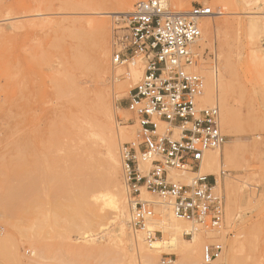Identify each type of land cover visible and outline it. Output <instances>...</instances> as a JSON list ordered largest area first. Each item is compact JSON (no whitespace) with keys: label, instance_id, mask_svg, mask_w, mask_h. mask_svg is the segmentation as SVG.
<instances>
[{"label":"rangeland","instance_id":"rangeland-1","mask_svg":"<svg viewBox=\"0 0 264 264\" xmlns=\"http://www.w3.org/2000/svg\"><path fill=\"white\" fill-rule=\"evenodd\" d=\"M117 1L120 0H0V264H145L129 238L122 236L114 215L106 207L99 208L96 214L85 211L93 223L88 229L65 231L69 218L60 213L62 218L56 216V221L42 228L37 226L40 213L28 209L29 193L26 192L24 203H11L4 198L6 193L17 191L22 181L29 188L30 179L39 175L44 182L49 180L54 162L57 177L69 157L72 158L67 161L75 169L77 160L89 155L88 160L101 179L108 156L106 139L113 128L120 134L115 149L120 166L118 184L104 188L100 184L87 201L105 190L117 193L123 187L126 230L134 237L120 147L132 141L138 127L125 107L128 92L137 81L126 78L130 60L115 64L112 59V32L123 14L113 12L127 10L121 9ZM167 1L168 9H175L173 0ZM182 3L185 10L203 3L214 11L208 18L214 28L204 39L197 40L193 49L196 68L203 79L202 66L220 75L223 99L229 109L227 123L220 124L226 135L221 149L227 146L232 154L223 155L214 173L219 177V191L224 199L223 226L218 240L201 243L200 255L207 242L223 241L221 255L226 258L230 242L237 240L246 244L237 252L245 259L244 264H264V56L258 53L264 45V31L252 37L249 30L252 20L264 25V0ZM100 21L104 24L106 63L110 69L105 74L96 67L97 38L95 42L90 37L97 34L93 27ZM86 35L92 50L81 45ZM118 82L125 85L118 87ZM197 103L206 105L198 98ZM104 108L113 115L111 125ZM40 188L36 199L52 217L57 196L47 184ZM140 198L148 199L153 217L158 219L159 208L163 207L161 199L143 190ZM151 228L157 231L155 241L162 231L156 226ZM148 229L146 225L134 232ZM184 238L190 239L191 235L184 234ZM144 243L149 242L145 239ZM164 259L170 261L164 263ZM155 260L158 264H183L171 250H158Z\"/></svg>","mask_w":264,"mask_h":264},{"label":"built area","instance_id":"built-area-1","mask_svg":"<svg viewBox=\"0 0 264 264\" xmlns=\"http://www.w3.org/2000/svg\"><path fill=\"white\" fill-rule=\"evenodd\" d=\"M135 8L121 17V27L113 33V60L140 57L144 64L143 77L127 97L138 139L125 143L123 153L134 224L141 225L151 212L135 198L143 187L167 199L179 218L218 230L223 226L224 199L215 188V178L193 175L183 182L165 171L196 169L203 149L218 147L226 139L217 106L197 104L203 79L192 70L195 55L190 45L199 37L197 19L212 10L196 3L180 15L162 9L160 0L138 2ZM148 159L151 168L142 173L139 163ZM223 248V241L205 245L201 264H215Z\"/></svg>","mask_w":264,"mask_h":264},{"label":"bare ground","instance_id":"bare-ground-1","mask_svg":"<svg viewBox=\"0 0 264 264\" xmlns=\"http://www.w3.org/2000/svg\"><path fill=\"white\" fill-rule=\"evenodd\" d=\"M134 1H136V0H120V1H117V3L120 5L121 9H127L128 10V9H130V6L132 5V3ZM138 2L139 3H147V0H137V2H135V4L133 5V8L130 11L126 10L127 12L126 11L124 12V10H123V12H113V13L114 14L115 13H123L122 15H120V19H121V17L123 15H127V14L133 12L136 9L135 7H136V4H138ZM167 4H168L167 0H160V6L162 9L170 11V12L175 13V14L185 15L191 10V9L185 10L182 8V5H183L182 0H173V4L176 7H175V9H172V10L168 9ZM205 5H207V4H205ZM207 6L211 8V6H209V5H207ZM211 10H212V8H211ZM213 14H214V11L212 10V12L210 14L202 15V16L198 17V19H197V26L199 29V37L196 39V41L194 43H192L190 45V51L195 55V58H196V53H195V50L193 49L194 44L197 42V40L199 41L201 39H204L206 37V35L215 26L214 22H212L208 19L209 17H212L211 15H213ZM120 19L115 22L114 29L112 32V39H111L112 59L114 57L113 56V33H114L115 28H117V26L121 27ZM93 29L97 33V34H95V37L90 35L92 33H90L89 35L93 40L97 38L96 39L97 42L94 40L97 44L96 50H94L96 53V59H95L96 67H97L99 72L105 74V73H108L110 69H109L108 64L106 63L107 49L105 47L104 24L101 21L96 22V23H94ZM249 30H250V36L254 37L256 32L264 31V25L259 20H252V21H250V24H249ZM89 35L88 36L86 35L87 36L86 38L84 36V39H83L81 45L84 43V46L88 45L91 47V50H92V46L90 44L91 42H89V40H88V39H90ZM93 40H91V41H93ZM87 42H89V44ZM78 52L80 55H82L81 51H78ZM258 53L261 56H264V45L261 46V48L258 50ZM92 54L94 55V53H92ZM84 57L86 59L87 56L84 55ZM136 59H138V61H140L141 64L138 63L136 61ZM129 60H130V62H129L128 68L126 70V78L129 80H132V81H138L139 80L138 78L141 79L144 75V65H143V61L140 58L129 57V58H123L121 62H115L114 60H113V62L115 64H119V63H126ZM196 64L197 63L195 61V64L192 66V70L195 71L198 75H200L202 77V75L200 74V72L196 68L197 67ZM202 67H204V70H202V71H204V79L202 77L203 88H202V92H201L200 96L198 97V100L200 102H202L203 104H206V105L217 106L218 111H219V116H220V124L221 123L225 124V123H227L228 118H229V109L227 107L226 102L223 99V95H222V91H221L222 86H221V81H220V75L217 74L216 71H215V73L210 72V70H208V68H207V70H205V66H202ZM119 72L120 71H118V73ZM141 75H142V77H140ZM124 85H125L124 82H118V84H117L118 87H123ZM134 85H133V87H134ZM133 87H131V89ZM128 94H129V92H128ZM198 106L201 107V106H205V105H198ZM125 107L127 109V100H126ZM104 113H105V116L107 118L109 125H111L112 119H113L112 113L109 112L105 108H104ZM160 125H163V123H160ZM90 127H92V126H90ZM110 131L111 132L109 133V135L106 139V141H107V153H108L107 160L105 162L106 167L102 173L101 179L99 178V174L97 176L98 171L95 169L93 163L90 160H88L89 155L86 156V158L83 160H80V159L77 160L78 165L75 167V169L72 168V166H73L72 164L68 163V162H70V161H67V160H69V158H70L69 157L66 160V162L64 163V165H65L64 168L62 167V170L61 169L59 170L57 177H55L56 170L54 167V165H55V162H54L52 164L53 165L52 167L49 165L51 167L50 173H49V175L51 177L49 178V180L44 182L45 180H43L41 178V176L39 175L38 178L30 179V180H32L31 181L32 183H31V185L29 184V186H30L29 188H27L28 186L26 187L24 181H22L20 183V185L18 187L19 189L17 191L6 193L4 195V198L9 200L11 203H14V202L15 203H20V202L24 203L26 201L25 200L26 192L29 193L28 195H30V197H28V198H30V204H29L30 206L29 205H27V206H29L30 208H28V209H31L32 212H37L38 214L40 213V215L38 216L39 219L38 220L36 219L37 220V223H36L37 226L42 228V226L46 225L48 222H50L52 220L56 221V218H57L56 216H58V218L59 217L62 218V216H60V214H64L69 218V219H67L68 223H66L67 222L65 220L66 218L63 220V221H66L65 222L66 223L65 231H74V230H79L80 228L88 229L89 227H91L93 225V223H92V219L90 217L86 216L87 214H85V211L88 210L89 212H91V213L93 212L94 214H96V212L99 208L102 209V208L106 207L109 210H111L112 214L114 215L113 218L116 219L118 229H119L120 233L122 234V236H127L129 238L131 245L135 246L136 249L140 252L141 257L144 258L145 264H158L155 260V253L158 250L174 251V253H176L178 255V258H180L182 260L183 264H199V263L201 264L200 258L203 259L204 246L208 245V244L215 243V242H213V243H208V242L218 240V234L219 235L221 234L219 232V230L221 228H219L218 230H215V229L207 230V229H204L203 227H201L196 222L179 218L174 213L173 207L167 199H164V198L158 196L155 193H152L151 191H149L143 187H141L139 189V191L136 193L135 198L139 202H143L144 205L147 206V208L151 212H150V214L145 216L143 223L141 225H135L134 220H133V217H134L133 202H132L133 197L130 193L129 188L126 186V180H125V178H126V176H125V174H126V161H125V157L123 154L125 146H126L125 143H123L120 147V158L122 161L124 184H125V187H126V190L128 193V197H129V206L128 207H130V211H131V217L129 219L130 220L129 224L134 228V230H133L134 237L132 238L131 234L126 230V225H125L126 223L125 222L128 218V215H127V211H126V200H125V195H124L125 192H124L123 187L119 188L117 193H113L110 190H105V192L95 196L94 200H92L90 202L87 201L88 195H90V193H93L94 192L93 190L97 189L96 187H101L100 184L101 185L103 184V186L101 188L107 187L109 184H112L114 186H117V184H118V174L120 172V168H119L120 166H119V161H118V157H117V154L115 152V149H116V141L120 139V134L118 132L115 133L113 128H111ZM130 134L132 136V131L129 132V135ZM94 135H98V134L94 133ZM137 139H138V136H137V132H136L132 141H136ZM225 141H226V139H225ZM224 142L221 143L218 147L203 149V151L201 153V157L199 159L198 167L196 169L192 168L191 169L192 171H190V170L185 171L184 170L182 172H178V175H180V176H178L177 174L173 173V172H176L175 169L167 167L165 169L166 174L169 177H171L173 180H179V181H183V182H189L193 176L192 174H194V175H206V176L214 177L215 178V188H216L217 192L220 195H222L221 192L219 191V177H216V175H214V173H217L218 167L220 166L221 159H222L223 155H231L232 154L231 149L227 148V146L224 147L223 149H221L223 147L222 145L224 144ZM87 146H89L88 148H90V146H91L90 143ZM68 155H69V153H68ZM72 160H73L74 164L76 165V163H75L76 161H74V159H72ZM72 160H71V162H72ZM149 162H150V160L148 159L144 162L139 163V165H140L139 169L141 170L142 173L147 172L151 168V165ZM102 164H104L103 161H102ZM33 166H35L34 163H33ZM47 168H49V167H47ZM34 169H37V168L34 167ZM34 173L36 175V172H34ZM223 174H224V172L221 171V175H223ZM33 177H35V176L33 175ZM30 178H32V176ZM29 183H30V181H29ZM45 184L50 186L51 189H53V192H54L53 194H55V196H57V201L55 202V210H53L54 214L52 215V217L43 211L44 205L42 204L43 206H40L41 203L38 201L39 199H36L37 195L39 194L38 192L41 189L40 187L43 186V188H44ZM27 185H28V183H27ZM142 190L146 191L147 193H149L153 196H157L159 199H161V201L159 203L161 205H163V207L159 208L160 209L159 210L160 217L158 219H155L153 217L154 216L153 206L151 203H149V201H147L148 199L143 200L140 198V193ZM40 193H41V191H40ZM27 201H29V199ZM27 203H29V202H27ZM42 203H43V201H42ZM25 208H27V207H25ZM58 213H60V214L58 215ZM61 218L59 219V221L62 220ZM63 218H64V216H63ZM146 225L149 229L146 231L144 230L145 234L143 233V231L134 232V231H136L135 229H140V230L145 229ZM152 226H156L162 231V236L160 238H156L155 241H154V239L156 237L157 231L152 229L151 228ZM222 232H223V229H222ZM143 234L145 236V239L149 242L148 243L149 245L148 244L146 245L144 243L145 239L143 238ZM184 234L185 235L190 234L191 238L190 239L184 238ZM148 235H150L151 238ZM152 240H153V242H152ZM204 240H207L208 242L206 244H204V246L202 245L203 249H201V255H200V246ZM249 243H251V242L248 241V245H249ZM245 246H246L245 243H241L237 240H232L230 242L229 249L227 251V257L225 258V256L221 255L224 253L222 251L223 253L222 252L220 253L219 257L215 261V264H244L245 259L243 257H241L240 254L238 255L237 252H239V251L241 252V250H243ZM2 247H3V244H2ZM2 256H4V255H2ZM7 258H8V256H7ZM169 261H170V259H164V263H168Z\"/></svg>","mask_w":264,"mask_h":264}]
</instances>
